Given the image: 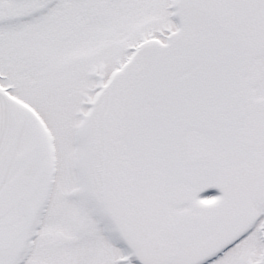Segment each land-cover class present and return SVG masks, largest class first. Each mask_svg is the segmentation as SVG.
<instances>
[{
  "label": "snow or ice",
  "instance_id": "6c2138e0",
  "mask_svg": "<svg viewBox=\"0 0 264 264\" xmlns=\"http://www.w3.org/2000/svg\"><path fill=\"white\" fill-rule=\"evenodd\" d=\"M0 264H264V0H0Z\"/></svg>",
  "mask_w": 264,
  "mask_h": 264
}]
</instances>
